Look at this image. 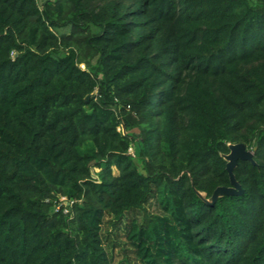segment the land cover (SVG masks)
<instances>
[{"label":"trees","instance_id":"obj_1","mask_svg":"<svg viewBox=\"0 0 264 264\" xmlns=\"http://www.w3.org/2000/svg\"><path fill=\"white\" fill-rule=\"evenodd\" d=\"M0 264H264V0H0Z\"/></svg>","mask_w":264,"mask_h":264},{"label":"water","instance_id":"obj_2","mask_svg":"<svg viewBox=\"0 0 264 264\" xmlns=\"http://www.w3.org/2000/svg\"><path fill=\"white\" fill-rule=\"evenodd\" d=\"M228 147L229 152L222 154V157L226 161V170L230 178V185L218 186L208 198L205 192L197 191L198 195L208 203H214L218 198L223 196L242 194L243 189L235 177L234 169L239 160L249 161L255 164L254 150L248 149L245 143H229Z\"/></svg>","mask_w":264,"mask_h":264},{"label":"built area","instance_id":"obj_3","mask_svg":"<svg viewBox=\"0 0 264 264\" xmlns=\"http://www.w3.org/2000/svg\"><path fill=\"white\" fill-rule=\"evenodd\" d=\"M119 130H121V127L118 128ZM129 152L131 154H133V147H130ZM74 200L73 199H69L66 196H61L60 197V204L58 205V208H60L62 205L65 206V212H68V207Z\"/></svg>","mask_w":264,"mask_h":264},{"label":"rangeland","instance_id":"obj_4","mask_svg":"<svg viewBox=\"0 0 264 264\" xmlns=\"http://www.w3.org/2000/svg\"><path fill=\"white\" fill-rule=\"evenodd\" d=\"M65 31L68 30V28L64 29Z\"/></svg>","mask_w":264,"mask_h":264}]
</instances>
